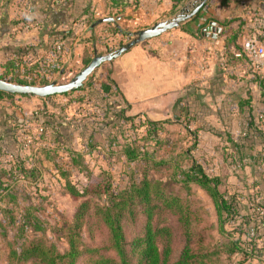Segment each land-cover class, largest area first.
<instances>
[{
    "label": "rangeland",
    "instance_id": "374dc122",
    "mask_svg": "<svg viewBox=\"0 0 264 264\" xmlns=\"http://www.w3.org/2000/svg\"><path fill=\"white\" fill-rule=\"evenodd\" d=\"M30 1L32 4L28 0H13L14 4L13 2L8 4L11 6V9L10 6L7 9L9 16L14 11L15 22L18 20L26 21L24 27H34L50 16L60 15L66 23L69 20V24L73 22V25H77L80 32L84 30L87 32L90 24L93 25L99 20L105 18L118 20L115 17L117 15L110 14L111 16H108V12L101 14L93 5L90 9V6L85 4V0H34L35 6L33 1ZM3 4L0 0V16L6 14V6ZM256 15L258 14L256 13ZM139 26V22L134 21L131 23V27H126V31L129 32V30ZM144 26H146L145 23ZM249 39L248 36L246 40ZM258 39L264 42L263 32L259 34ZM129 41V38L124 39L122 45ZM119 48L120 46L109 53ZM241 60L248 66L250 65L245 55L241 57ZM222 65H225V73L230 72L226 60L222 61ZM223 68L222 66V72H224ZM78 71V69L69 71L65 76L63 75L64 77L62 76L64 79L62 77L59 79V74H57L58 84L69 83L77 76ZM254 74L258 73L254 72ZM37 86L41 87L39 84ZM72 96L77 97L78 95H71L67 98L55 97V101L52 103L54 107L73 105L77 98H72ZM33 99H18L13 105L0 104V123L3 122L0 131V165L5 168L16 169L18 160L19 162L24 161L22 171L32 172L34 168H37L33 172L34 177H26L27 173L23 174L20 173L22 171L17 170V178L10 179L4 176V179L9 180L0 182V264H8L9 245L14 242V237L18 235L16 230L26 218L31 216L34 217V221L41 220L43 222L42 227L47 231L46 233L30 232L26 234L28 238L17 241L19 246H22L26 250L25 252L29 253H25V256L31 258L23 264H45L43 251H37L39 249H51L52 245H56L59 250L65 249V240L60 238L61 234L59 233V230L63 228L76 234L84 245L81 250L85 253L76 264H103L106 260L118 262L114 252L104 250L103 224L100 218L94 216L97 208L107 206L108 198L89 194L78 200L70 193V185L83 193L92 176L95 180L102 181V184L103 182L106 185L110 184L112 188H125L130 186L132 181L139 185L144 180H148L152 182L151 193L158 192V196L154 194V197H163L168 200V204L165 200L153 199L152 202L153 205L159 206L158 209H153V226L155 230H165L163 237L157 238V242L160 247L166 242L172 246L168 264L179 262L185 247L187 237L185 232L187 230L192 235L191 248L198 257L191 264H264V225L258 226L257 230L253 232H249L248 226H242V228L226 226L225 232L228 235H224L219 226H215L217 222L216 213L207 195L198 188L194 181L188 182V186L191 188H182L178 183L181 180H186L184 171L190 169L193 164L192 161L198 160L207 168V171H210L211 168L207 167L208 160L205 158V153H207L205 148L210 144L215 147L220 143V141H215V136L208 139L206 135L200 134V130L195 125L196 121L188 118L184 121L174 119V123L164 122V126H161L163 130L154 132L155 137L161 140L160 142L151 141L149 129L144 126L140 127L144 121L123 122L118 130L115 128L110 130V132L114 131L108 138L109 140L100 139L97 142L98 147L89 148L88 145L84 144L83 139L73 143L74 138H72L69 146L70 151L75 154L85 153L83 156L72 159L67 152L69 150L66 149V144L60 143V145L50 139L51 137H49L50 140L47 137H40L39 143L35 140L34 133L37 125L41 123L40 119L43 117V120H51L54 118V114L59 112V109L55 110L47 102L41 101L44 99ZM78 112L79 109L76 111V115ZM74 114L75 110L73 109L72 114L60 115L61 120L66 122L67 117H74L73 120H76ZM16 118L29 122L24 127L26 131H30L28 137L32 144L26 150L23 149L24 137L17 138L14 134L11 141L7 143L4 136L6 129L13 132L19 130V121ZM246 123L247 120L244 121V125L242 124L244 128L248 125ZM257 123L258 126L264 125V115L259 116ZM243 138L246 136L243 135ZM141 146H145L144 151L147 152L148 156L143 161H138L136 155L140 154L139 147ZM129 147L130 149H128ZM20 148L22 149L21 153H19ZM42 148H45V151L42 150L41 152ZM188 150H191L193 160L184 155ZM253 153L251 150L247 151V156L253 160L248 158L245 162L254 163L257 171L255 174V178H257L255 184L257 185L246 183L243 188L246 190L247 199L246 202L241 201V203L247 214L258 218L262 223L264 222L263 211L254 213L252 210L253 207L264 205V201H261L264 198V167L262 161L257 156L252 155ZM16 156L18 157L16 158ZM171 157L175 159L170 161ZM165 161H168L167 164H161ZM218 166L220 165L216 163V168ZM223 168L225 173L229 170L233 175H238L240 172L239 165L229 168V165L223 162ZM20 174L24 176L21 177ZM254 187H256L255 191L253 190ZM194 190L198 191L199 195H197L201 198L200 201L197 197L199 202L195 201V204L191 199ZM174 196H179L181 199L180 202H177V206L172 208ZM84 203L87 206L83 225L70 226L74 223L76 214ZM204 204L206 206L205 211L208 213L206 216H201L198 208L203 207L205 209ZM203 209L201 212L204 211ZM144 210L142 205H137L134 211L126 213L122 220L131 264H144L142 251L136 249L137 242L139 243V240L144 238L146 234L147 223L143 214ZM184 214L189 215V220L191 218L189 225L184 220ZM184 226H188L187 229H184ZM237 240L241 242L243 247H245V243L252 244L256 250L254 256H250L246 260L242 255L232 254L231 252L235 250V247L231 244Z\"/></svg>",
    "mask_w": 264,
    "mask_h": 264
},
{
    "label": "crops",
    "instance_id": "0c3cea01",
    "mask_svg": "<svg viewBox=\"0 0 264 264\" xmlns=\"http://www.w3.org/2000/svg\"><path fill=\"white\" fill-rule=\"evenodd\" d=\"M1 1L6 6V14L0 16V73H3L2 66L7 62L22 60L27 70L34 69L31 78L37 82L46 80L50 84L58 83L57 74L61 79L71 70H82L86 56H103L119 47L126 38L116 31L117 28L126 30L132 22L138 21L140 26L129 32H140L172 19L187 5L196 3V0H187L180 5L174 0H85L90 9L93 5L101 14L108 12V16L117 15L118 22L102 24L94 29L90 24L87 32H80L77 25H73V22L69 24V20L66 23L60 15L50 16L37 26L24 27L26 21L15 22L14 11L9 16L8 4H12L13 0ZM28 2L32 4L30 0ZM256 13L264 15V0H210L206 11L200 12L198 20H188L178 29L138 45L114 62L104 64L88 78L83 91L71 93L78 95L72 98L93 97L101 104L119 100L124 118L152 123H174V119L184 121L190 118L191 108L201 117L195 124L200 134L208 139L215 136V141H220L215 147L210 144L205 148V158L209 163L207 167L211 168L208 172L227 176L229 192L246 202L243 187L246 183H256L257 171L254 163L245 162L250 157L237 159V149L231 142L236 144L243 135L246 136L243 125L251 111L262 137H255L250 150L264 167V125L258 126L257 123L259 116L264 115V70L258 72L260 76H256L258 74L252 73L247 63L236 59L234 54L241 50L247 37L254 34L252 15ZM224 60L230 71L228 73H225V65H222ZM55 97L41 101L54 107L52 102ZM31 98L34 97L17 96L0 104L13 105L18 99ZM74 102V106L54 107L59 112L51 120L40 119L41 123L34 133L38 143L40 137H51L56 143L58 137L62 139L58 122L65 121L61 120L60 115L72 114L73 109L76 115L79 104L84 101ZM186 103L191 106L187 107ZM73 119L67 117L65 123L76 124L78 116L76 120ZM17 120L21 123H18L19 130L13 132L6 129L4 136L15 134L17 138L24 137L23 149L26 150L32 144L28 137L30 131L24 127L29 122ZM123 122L120 121L119 126ZM2 126L3 122L0 123V131ZM73 135V143L82 139L80 130ZM92 138L105 141L109 140L110 135L96 132ZM60 143L64 144V141L60 140ZM228 154L232 157L227 160ZM21 162L23 165L24 161ZM223 162L229 168L239 165V174L233 175L229 170L225 173ZM216 163L220 165L217 168Z\"/></svg>",
    "mask_w": 264,
    "mask_h": 264
},
{
    "label": "trees",
    "instance_id": "16d2710c",
    "mask_svg": "<svg viewBox=\"0 0 264 264\" xmlns=\"http://www.w3.org/2000/svg\"><path fill=\"white\" fill-rule=\"evenodd\" d=\"M33 4L35 6L36 2L34 0ZM187 0H174L178 5L184 3ZM207 6V5H206ZM205 6V8H206ZM199 15L194 17V20H198ZM92 25V24H91ZM94 25V24H93ZM116 31L120 33L122 36H124L126 39L129 38L130 32L126 30H122L121 28H117ZM123 44V43H122ZM120 45L123 46V45ZM239 52V51H237ZM91 56H86L82 62L83 68L88 66L91 61L95 58ZM3 73H0V79L3 81H7L10 83L20 84V85H31V86H37L38 84L41 86L49 85L50 83L46 80H41L40 82H37L32 77V71L34 69L27 70L28 67L23 64L22 60H13L9 61L3 66ZM82 68V69H83ZM31 76V77H30ZM58 84V83H57ZM84 87L79 90V92L83 91ZM71 94H66L63 96H70ZM14 97L17 96H11L5 93L0 92V103L6 102L14 99ZM26 97V96H22ZM84 96H80L75 101L82 103L84 101ZM92 100L96 102V104L101 107L107 114L106 120L103 123H91L89 121H84L81 124H75L73 122L71 123H65V122H58L59 129L62 132V139L59 137L57 138V142L60 140L64 141V144H66V149L70 154V157L72 159H75L76 157L83 156L85 153H74L70 151V142L71 137L75 132L78 130L82 131V139L86 145L89 146V148L98 147L99 145L97 142H99L100 139H93V135L96 132L103 133L104 135H110V130L112 128H118L119 122H131L136 121L135 119H126L123 117V110L120 109L121 102L118 100L114 103H106L101 104L99 101H96L92 97ZM111 105H114L111 107ZM187 107H190V103H186ZM190 118L194 121H200L201 117L198 116L195 111H191L190 108ZM249 118L246 119L248 124L244 128V133L246 135V138L240 139L236 144L231 142L233 146L237 149L238 157L237 159L241 160V158L246 157L247 151L250 150L254 144L255 137L261 138L262 133L259 130L257 126H255V118L254 115L249 111ZM190 120V121H191ZM146 127L149 129L151 133V141L160 142L161 140L157 137H155V131L157 130H163L161 129V126H164V123H152L149 121H145L143 124L140 125V127ZM13 136L6 137V142L8 143L11 141V138ZM103 140V139H102ZM58 142V143H59ZM248 146V148L246 147ZM145 146L139 147L140 154L136 155V160L143 161L145 157H147V152L144 151ZM138 148V147H137ZM130 149V147L128 148ZM45 151V150H44ZM186 157H188L190 160H193L192 152L191 150L186 151L184 154ZM18 156H16L17 158ZM232 155H227V160L230 159ZM236 158V157H235ZM175 159L171 157V160ZM132 161V160H131ZM154 161V159H153ZM152 161V162H153ZM156 161V160H155ZM17 170L22 171L23 165L22 162L17 161ZM37 162V161H36ZM168 161L161 162V164H167ZM193 164L190 166V169L188 171H184V175L186 176V180H181L178 182L182 188L188 187L191 188V186H188V182L194 181L198 188L202 190L207 197L210 199L212 205L214 206L215 213H216V219L217 222L215 223V226H219L220 231L222 234H227L225 232L226 226H231L232 228H242V226H248L249 232H253L254 230H257L258 226H263L264 222H260V220L255 218L254 216L247 214V211L245 208H243V205L241 203V200L238 198L239 196L237 194H231L229 192V183H228V177L221 175V174H213L209 173L206 168L203 166L202 163H200L198 160L192 161ZM159 163V162H158ZM158 165V164H157ZM209 165V163H208ZM37 169V168H36ZM34 168L32 172H26L22 171L20 173H27L26 177H34L35 174L33 173L36 171ZM4 174V175H3ZM5 178H17V172L15 168L6 169L3 166L0 165V182H4L7 179ZM9 180V179H8ZM7 180V181H8ZM152 182L148 180H144L139 185L134 183V181L131 182L130 186H127L125 188H112V186L106 185V183L102 181H97L94 179V177H90V180L88 182V185L85 187V190L82 192L78 191L74 186L70 187V193L75 199H82L85 198L89 194H95L100 196H105L108 198L107 206L103 208H97L96 212L94 213V216L96 218H100L101 223L103 224L104 228V236H105V245L104 250L107 252H114L118 258V262L115 260L109 261L106 260L103 264H131L130 255L127 250V238L125 235L124 227L122 225V220L125 217L126 213H132L137 205H142L145 210L143 212L145 218H146V234L144 238H141L139 240V243L137 242L136 249L142 251V258L144 264H168L170 261L172 249L168 242L164 244L162 247L159 246L157 242V238H162L163 233L165 232L164 229L158 231L155 230L153 226V209H158L159 206L156 204H152L153 199L157 200H165L166 204H168V200L164 199L163 197H154L158 196V192L151 193ZM194 194H192L191 199L196 202H199L198 199L201 198L198 193V191L194 190ZM198 194V195H197ZM163 196H166L162 194ZM197 195V196H196ZM169 197V196H167ZM189 197V195H188ZM198 197V199H197ZM175 200L171 204V207L177 206V202H180L181 197L174 196ZM176 202V204H174ZM165 204V205H166ZM203 205V204H202ZM86 206L87 204L84 203L80 206L74 223L70 226H82L83 220L86 216ZM205 206V204H204ZM199 214L207 215L205 209L203 207L198 208ZM201 209L204 211L201 212ZM253 210H259L261 213L262 210H264V206L258 205L257 207H253ZM254 212V213H255ZM181 215L180 213H178ZM184 220L187 225L190 224L191 218L189 220V215L184 214ZM264 217V216H263ZM34 217L31 216L30 218H26L25 221L21 224V226H18L17 228V236L14 237L15 240L12 244L9 245L10 247V253L8 256V264H23L25 261L31 260L30 256L26 257V254H29L28 252H25L26 250L22 248V246H19V243L17 241L28 238L26 234L33 232H42L46 233L47 229L42 227V221L41 220H33ZM213 225V223H212ZM254 226V228H252ZM188 226H184V229H187ZM235 230V229H234ZM60 238L65 240V249L59 250L56 245H52L51 249H39L37 251H43V259L45 260V264H76L79 258L85 253L83 250V243L78 238L76 234H73L72 231H66L64 228L59 230ZM187 235L185 247L182 252V255L179 259V262L177 264H191V262L195 259H198L197 254H195V251L191 248V240L192 235L189 234L188 230L185 232ZM242 239V238H240ZM16 241V242H15ZM233 241V240H232ZM233 244V245H232ZM231 246L235 247V250L231 253L234 255H242L246 260L249 259L250 256H254L255 254V247L252 244L245 243V247L241 245V242L237 240V242L232 243ZM243 244V243H242ZM36 252V251H35ZM31 253V252H30ZM26 257V258H25Z\"/></svg>",
    "mask_w": 264,
    "mask_h": 264
},
{
    "label": "water",
    "instance_id": "95a60500",
    "mask_svg": "<svg viewBox=\"0 0 264 264\" xmlns=\"http://www.w3.org/2000/svg\"><path fill=\"white\" fill-rule=\"evenodd\" d=\"M209 1L210 0H196L195 5L193 3L187 5L170 20L160 22L152 28L137 33H130V41L127 44L121 46L118 50L112 53L103 56H96L88 66L83 68L77 74V76L67 84L60 85L57 83H52L46 86L39 87L10 83L0 79V92L11 96H26L38 99H48L55 96H63L66 94L77 92L84 87V84L86 83L88 78H90L104 64L114 62L138 45L158 38L169 31L178 29L182 23L198 16ZM116 22H118V20L113 18H105L97 21L92 26V28L94 29L95 27L102 24H115Z\"/></svg>",
    "mask_w": 264,
    "mask_h": 264
},
{
    "label": "built area",
    "instance_id": "2783aa9c",
    "mask_svg": "<svg viewBox=\"0 0 264 264\" xmlns=\"http://www.w3.org/2000/svg\"><path fill=\"white\" fill-rule=\"evenodd\" d=\"M204 11H206L205 7L201 12ZM257 14L258 15L255 14L253 16V23L256 26L254 35L252 37L250 36V39L243 43L241 50L234 54L236 59H241V57L245 55L249 60L250 69L256 73L262 72L264 70V42L258 39V36L261 32L264 34V17H261L259 13ZM257 25H259V28H257ZM80 71L81 70H79L78 73ZM78 109V122L76 124H81L84 121L100 124L106 120V112L92 99H85L82 104H79Z\"/></svg>",
    "mask_w": 264,
    "mask_h": 264
}]
</instances>
